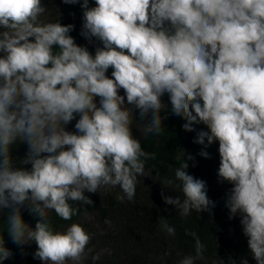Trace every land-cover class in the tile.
Instances as JSON below:
<instances>
[{"label":"clouds","instance_id":"9594fccd","mask_svg":"<svg viewBox=\"0 0 264 264\" xmlns=\"http://www.w3.org/2000/svg\"><path fill=\"white\" fill-rule=\"evenodd\" d=\"M62 2L80 3V35L99 42L94 54L70 35L73 24L47 20L41 0H0V264L14 255L5 231L17 246L34 241L44 264L87 258L91 234L75 222L56 230L48 213L71 220L80 209L70 201L92 205L85 192L102 188L119 186L117 199L133 200L145 161L155 158L133 134L134 110L140 120L150 114L146 132L160 134L165 94L185 131L206 126L195 143L218 142L217 176L232 185L225 206L230 218L239 214L252 256L264 264V0ZM19 143L27 154L14 160ZM185 155L175 169L183 201L161 192L182 217L214 205ZM23 209L38 217L34 227ZM161 227L175 235L164 218ZM188 234L195 256L179 264L204 259L205 245Z\"/></svg>","mask_w":264,"mask_h":264},{"label":"trees","instance_id":"16d2710c","mask_svg":"<svg viewBox=\"0 0 264 264\" xmlns=\"http://www.w3.org/2000/svg\"><path fill=\"white\" fill-rule=\"evenodd\" d=\"M41 2L46 5L47 20L60 19L62 24H73L74 30L70 35L78 44L87 46L94 54L99 42L93 40L89 43L80 35L83 22L80 3L64 4L62 0ZM94 3L95 0H89L90 6H94ZM111 71L108 70L109 76ZM162 99L167 104V111L161 112L163 130L158 135L145 130L146 123L151 118L150 114L144 120H140L139 110H134L133 134L140 140L144 151L155 153V158L145 161L146 175L138 176L133 200L129 201L126 197L123 201L118 200L117 196L124 195L119 186L102 188L96 193L85 192V195L93 200V204L84 205L81 202L70 201L73 207L80 209L71 220L61 219L54 211L48 213L54 229L64 231L75 222L91 234L86 252L89 248L92 251L81 264H179L184 256L189 254L195 256V238L188 234L190 232L197 233L205 245L204 259L197 260L196 264H211L213 259L218 261L222 259L224 264H231L232 260L235 264H241L244 258L248 260V264H256L248 247V238L243 233L239 214L230 218L229 209L225 206L232 185L227 181L220 182L217 176L220 160L218 142L208 145L205 138L203 145L195 143L197 133L200 130H207L206 126L202 123L196 124L193 126L195 131H185L182 125L186 121L172 114L167 94ZM74 124L75 120L67 125V129L74 131ZM27 150L26 143L14 145L13 159L23 158ZM201 150L207 151L209 157L201 156ZM184 153L185 159L188 154L193 157V160L187 161L189 164L187 171L206 182L207 195L214 205H209V210L199 213L191 210L188 216L182 217L179 208L165 203L161 192L164 196H179L183 201L181 189L175 187V184L181 183L175 179V169L183 162ZM18 166L31 167L30 164ZM168 179L174 181L173 186L167 187L162 184ZM22 214L25 222L34 227L38 217L30 214L27 209H23ZM161 218L175 228V235H169L161 227ZM4 235L6 245L14 255L3 261V264H44L34 258L36 250L34 241L17 246L11 242L6 231ZM96 254H100V259L94 261L92 256ZM68 264L72 262L69 261Z\"/></svg>","mask_w":264,"mask_h":264}]
</instances>
